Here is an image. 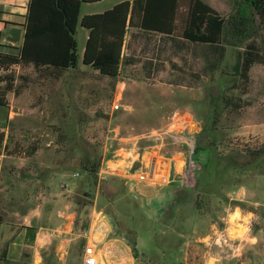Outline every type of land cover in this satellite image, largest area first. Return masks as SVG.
I'll return each mask as SVG.
<instances>
[{
	"label": "rangeland",
	"instance_id": "374dc122",
	"mask_svg": "<svg viewBox=\"0 0 264 264\" xmlns=\"http://www.w3.org/2000/svg\"><path fill=\"white\" fill-rule=\"evenodd\" d=\"M112 1L84 4L81 13L104 10L112 6ZM209 1L227 17L228 28V18L236 14L233 0ZM249 24L240 40L231 39L239 43L237 48L257 40L264 49V19L256 15ZM150 37L143 34L127 36L124 51L127 60L122 64L115 84L109 77L90 68L64 70L60 77L38 70L32 64L13 65L9 71L0 70V75L8 73L6 77L10 74L15 77L14 89L8 91L12 104L17 107L10 121L5 123L10 128L9 138L12 144L15 141L21 143L25 150L37 142L45 152L60 157L64 155L73 163L70 179L72 175L74 181H69L73 186L74 199L77 198L78 230L83 229L82 225L87 221L91 223L94 206L109 214L118 234L125 236L129 229H136L140 255H133L125 238L122 258L118 260L120 264H245L239 262L250 254L244 243L247 235L264 223V206L248 200H243L245 207L237 205L233 193L246 182L257 198L264 199V174L243 173V182L227 189V199H219L213 194L208 196L209 212L200 210L196 202L181 204L174 209L172 206L178 203L175 188L193 185L201 166L200 160L207 156L202 154L197 158L194 148L189 150L186 145H181L182 150L186 149L188 160L185 159L190 173L184 184L163 183V177L168 174L169 159L166 156L175 152L178 145L172 134L160 132L169 125L179 127L181 117L199 120L200 131L210 110L208 95L217 93L215 85L223 78L224 68L210 63V51L200 42L180 36H167L166 39L160 35ZM77 39L81 55L85 39L80 24ZM237 48H233L235 50L226 66L231 73H234L231 60ZM238 82V86L231 82L227 84L230 99L238 106L229 111V108L222 109L220 127L235 143L254 148L264 142V63L257 62L252 66L248 82L241 79ZM114 100L120 103L119 108L114 107ZM3 108L0 106V111ZM198 131L194 134L193 145ZM80 136L98 151L101 161L109 155V143L116 146L121 142L120 146L133 147L132 150L124 148L118 151L119 155L136 158L131 170L126 171L128 174L139 168L142 156L148 164L157 155L163 175L153 182H146L110 174L104 178L106 181L101 191L98 186L100 176L99 183H95L82 165ZM120 137L125 139H118ZM178 159L184 165L183 158L179 156ZM145 164H142V169L146 168ZM112 175H118L120 179ZM87 190L94 195L86 194ZM110 192L122 193L109 200L107 193ZM251 207H257L261 220L244 215L245 210ZM10 221L21 223L19 218ZM239 251L241 256L236 263L229 262L232 254ZM259 254L263 261L264 248L250 255H254L250 257L254 258L253 264H262Z\"/></svg>",
	"mask_w": 264,
	"mask_h": 264
},
{
	"label": "trees",
	"instance_id": "16d2710c",
	"mask_svg": "<svg viewBox=\"0 0 264 264\" xmlns=\"http://www.w3.org/2000/svg\"><path fill=\"white\" fill-rule=\"evenodd\" d=\"M84 1L94 0H30L22 44L15 50L0 51L3 70L9 71L13 65L32 64L38 70L49 71L60 77L64 70H80L82 62L87 66L85 68L109 77L115 84L122 64L127 60L122 53L125 34L138 17V25L144 30L160 33L164 37L180 36L204 44L210 51V63L224 68L223 78L215 85L217 93L210 92L208 95L210 110L195 137L194 151L197 158L202 157V154L207 156L203 160L199 159L201 166L197 170L194 184L175 188V199L180 204L172 207L175 209L181 204L196 202L200 210L209 212L208 196L213 194L219 199H227V189H233L242 183L243 173L264 174V142L254 148L242 147L231 140L226 130L220 127L219 118L223 108H229V111L238 106L237 102L230 99V82L234 86H238L239 79L248 82L252 66L257 62L264 63V49L257 40H251L241 48H237L239 43L232 40H240L244 36L246 27L250 25L249 22L254 21L256 15L264 19V0H233L236 14L228 18V28L227 17L205 0H122L103 12L81 17ZM79 23L90 30L82 58L77 39ZM233 48H237V51L231 60L234 71L231 73L226 70V66L230 62L231 52L235 50ZM7 74L0 75V104L4 105L9 104L7 93L14 89L15 80L12 74L6 77ZM3 142L4 132L0 130V151ZM78 142L84 169L95 183H99L103 161L97 156L98 151L83 136H80ZM40 146L33 142L26 152L33 154ZM58 157L61 159V169L70 175L73 163L66 160L64 155ZM112 176L120 179L118 175ZM70 180L74 181L72 175ZM105 181L106 179L100 180L98 186L101 191ZM121 182L125 183L124 178ZM85 192L90 196L94 195L92 191ZM122 192L107 193V198L114 200ZM235 203L246 206L241 199H237ZM255 208L250 209L258 212L257 207ZM174 212L175 210L171 214ZM79 221L80 218L76 220V225ZM88 224L87 221L82 226L87 227ZM124 237L131 246L133 255L139 257L136 229H129Z\"/></svg>",
	"mask_w": 264,
	"mask_h": 264
},
{
	"label": "crops",
	"instance_id": "0c3cea01",
	"mask_svg": "<svg viewBox=\"0 0 264 264\" xmlns=\"http://www.w3.org/2000/svg\"><path fill=\"white\" fill-rule=\"evenodd\" d=\"M29 1L0 0V51L15 50L22 44L26 31L25 22ZM100 1L102 0L84 1L81 10L84 4ZM120 1L122 0H113L112 6L104 10H87L80 16L103 12ZM205 1L215 7L211 1ZM138 21L139 18L136 17V23L130 26L125 34L123 54L129 34H134V37L143 34L149 38L154 35H160L163 39L167 38L160 33L154 34L152 31L144 30L138 25ZM14 25L21 27L20 38L16 41L8 38L10 29ZM80 27L84 30L85 39L80 55L82 58L90 30L82 24ZM80 67L87 66L81 62ZM0 70H3L1 65ZM7 98L8 105L0 104L2 108L4 107L0 111V130L4 132V142L0 151V264H81L87 244L94 245L96 254L99 256L98 264H120L118 260L122 258L125 237L115 233L109 214L105 213L102 208L94 206L92 210L94 218L91 223L78 230L74 190L70 185L72 180H70L69 173L61 169V159L41 148L33 154H28L25 149L21 148V143L12 144L9 138L10 128L5 123L10 121L17 107L12 104L9 92ZM192 124L194 121L191 119L190 128ZM188 130L178 135L175 140L178 147L174 150L175 152L166 156L173 173L168 172L164 177V184L173 183L177 175L175 172L182 166L178 157L181 156L185 160L186 149L182 150L181 145H186V147L188 145L186 139L189 137ZM120 143H118L119 146L109 143L107 150L110 156L104 158L103 169L109 175L119 174L125 177L135 164L136 158L119 155L118 151L121 149H133L125 145L120 146ZM121 160L124 163H120ZM119 166L121 170L118 169ZM233 196L237 199L248 200L255 205H264V199L257 198V194L246 186V182L233 193ZM244 215L250 219L259 218L261 220L259 211L247 209ZM17 218L20 219V224L10 221V219L16 220ZM253 230L247 235L244 243L250 254L245 256L244 260H239L241 263L253 264L254 258L250 257L254 255H250L264 248V223L259 224L258 228ZM127 247L132 250L129 244ZM238 256H241V251L234 252L229 262L236 263L240 258ZM259 257H261L260 254Z\"/></svg>",
	"mask_w": 264,
	"mask_h": 264
},
{
	"label": "built area",
	"instance_id": "2783aa9c",
	"mask_svg": "<svg viewBox=\"0 0 264 264\" xmlns=\"http://www.w3.org/2000/svg\"><path fill=\"white\" fill-rule=\"evenodd\" d=\"M113 105L115 108H119L120 107V103L116 100H114ZM194 121V124H192L193 126L190 128L189 123L190 120ZM178 122H181L182 124L179 125V127H171V125H169L167 128H165L163 131H161L160 133H164V134H172V136L174 137V141L178 138L179 134H183L184 131H187L189 134V137H186L187 141H188V145L187 148L193 149L194 148V134L198 131V129L200 128V121L197 119H194L193 117H181L179 119ZM116 138V137H115ZM120 140H124V137H120L118 138ZM124 146V145H123ZM185 158L188 160V158L185 156ZM186 159L184 160V166H180V169L178 171L175 172V179L173 180V182H177L180 184H184L186 179H187V174L190 173V169L187 168V162ZM142 164H145L144 158L142 156V158L140 159ZM142 164L139 166L138 169H136L133 173L132 171L127 174V178L131 181V180H135V181H150L153 182L155 179H159L160 176H162L163 174H161V166L158 165V157L157 155H154L152 157V159L150 160V162L148 164H145L146 167L145 169H142L143 166ZM167 171L171 172L172 168H170V164L167 165ZM160 167V168H158ZM173 173V172H172ZM99 176L100 179H104L107 178L109 176V173L103 169V164L101 166L100 172H99ZM166 176V175H165ZM164 176V177H165ZM163 177V179H164ZM161 178V177H160ZM98 263V259H97V254H96V250L95 247L91 244H87L85 246V250H84V255H83V261L82 264H97ZM262 264H264V259L262 261Z\"/></svg>",
	"mask_w": 264,
	"mask_h": 264
},
{
	"label": "water",
	"instance_id": "95a60500",
	"mask_svg": "<svg viewBox=\"0 0 264 264\" xmlns=\"http://www.w3.org/2000/svg\"><path fill=\"white\" fill-rule=\"evenodd\" d=\"M20 33H21V27L18 25H14L13 27H11L10 29V33L8 38L11 40H18L20 38Z\"/></svg>",
	"mask_w": 264,
	"mask_h": 264
}]
</instances>
